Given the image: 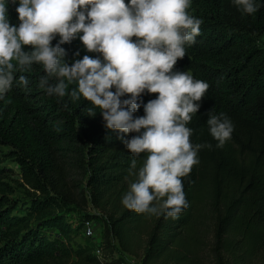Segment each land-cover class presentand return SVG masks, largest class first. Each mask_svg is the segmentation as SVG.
I'll return each mask as SVG.
<instances>
[{
    "label": "trees",
    "instance_id": "obj_1",
    "mask_svg": "<svg viewBox=\"0 0 264 264\" xmlns=\"http://www.w3.org/2000/svg\"><path fill=\"white\" fill-rule=\"evenodd\" d=\"M18 3L7 4L8 19L16 26ZM256 3L258 11L244 15L232 0H191L189 14L203 23L174 71L209 85L187 126L193 130V145L212 147L198 151L199 163L183 178L188 208L178 219L154 217L142 264L167 255L188 263L198 241L193 228L203 208L211 214L217 264H242L264 255V0ZM58 41L59 36L52 45ZM61 47L69 65L84 55L102 59L87 52L78 37ZM20 75L28 79L27 86L19 84ZM45 75L41 64L24 71L17 66L12 89L0 98V146H6L0 147V264H95L93 246L72 240L91 218L103 223L99 248L111 263L123 257L116 256L117 247L135 254L143 214L126 209L121 201L136 179L129 175L131 161L136 160L138 171L146 154L134 157L120 137L127 140L138 133L107 129L98 108L82 96L71 98L75 82L65 80L63 98L48 95L39 84ZM58 82L49 77L50 84ZM155 98L145 92L134 116H143V104ZM89 109L95 115H89ZM221 113L234 131L218 148L207 119ZM5 160L15 162L19 178L11 176L14 169ZM18 186L22 195L15 194ZM73 210L78 212L74 226L68 218Z\"/></svg>",
    "mask_w": 264,
    "mask_h": 264
},
{
    "label": "clouds",
    "instance_id": "obj_2",
    "mask_svg": "<svg viewBox=\"0 0 264 264\" xmlns=\"http://www.w3.org/2000/svg\"><path fill=\"white\" fill-rule=\"evenodd\" d=\"M9 2L17 0H0V98L12 89L17 66L24 71L41 64L46 75L39 84L48 95L63 98L65 80L75 82L71 98L82 96L98 108L107 129L138 133L127 140L120 137L134 157L146 154L138 171L136 160L131 161L129 175L136 179L122 205L138 214L178 219L189 206L183 178L199 163L198 151L212 147L193 145V130L187 126L209 85L174 71L203 23L189 14L191 0H19L18 26L8 19ZM232 3L244 15L258 11L256 0ZM77 37L87 52L99 53L102 59L84 55L66 63L61 45ZM53 76L59 80L54 85L49 83ZM19 84L27 86L28 79L20 75ZM145 92L156 98L143 104L144 115L136 117ZM125 96L129 98L122 100ZM207 125L216 147L231 139L234 125L223 113L210 114Z\"/></svg>",
    "mask_w": 264,
    "mask_h": 264
},
{
    "label": "rangeland",
    "instance_id": "obj_3",
    "mask_svg": "<svg viewBox=\"0 0 264 264\" xmlns=\"http://www.w3.org/2000/svg\"><path fill=\"white\" fill-rule=\"evenodd\" d=\"M261 42H264V34L261 36ZM2 150L6 149V146H0ZM8 166H11L14 169L12 173L13 178H19L18 167L15 162L11 160H5ZM23 188L21 186L17 187L16 195H22ZM156 204V202H155ZM154 204V206H155ZM92 208V207H91ZM95 211L94 209H90ZM78 212L73 210L68 212V218L72 222L73 226L77 224ZM156 215L143 214L141 219L138 222L136 228V242H135V254L125 252L117 247L116 254L122 255L127 261H130L132 264H142L141 255L142 248L145 243L146 233L149 231L152 221ZM100 221V220H99ZM102 227L103 223L100 221L99 225L95 228L93 235L86 237L82 234L81 230L75 231L72 234V240L75 244H89L91 246H96L101 242L102 239ZM211 214L207 208H203L202 215L196 217L195 226L193 228L194 236L198 240L195 247L189 254H192L191 260L187 262L179 261L174 257L169 255L165 257H159L155 259L151 264H217L215 252L213 249V237L211 233ZM49 232H53V228L48 229ZM115 243L116 239L114 238ZM183 251V249H182ZM242 264H264V255L260 254L257 257H254L246 263Z\"/></svg>",
    "mask_w": 264,
    "mask_h": 264
},
{
    "label": "built area",
    "instance_id": "obj_4",
    "mask_svg": "<svg viewBox=\"0 0 264 264\" xmlns=\"http://www.w3.org/2000/svg\"><path fill=\"white\" fill-rule=\"evenodd\" d=\"M99 220L96 218H91L84 221V224L81 227V232L84 236L90 237L93 235L95 228L97 225H99ZM99 244L96 246H93L92 253H94L98 259V261L95 264H132L130 261H127L124 257H122L120 260H117L115 262H110V257H104L102 255L101 249L99 248ZM119 254H116V256Z\"/></svg>",
    "mask_w": 264,
    "mask_h": 264
}]
</instances>
